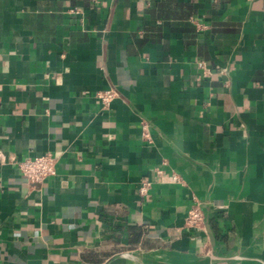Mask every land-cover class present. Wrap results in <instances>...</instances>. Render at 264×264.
I'll use <instances>...</instances> for the list:
<instances>
[{"label": "crops", "instance_id": "1", "mask_svg": "<svg viewBox=\"0 0 264 264\" xmlns=\"http://www.w3.org/2000/svg\"><path fill=\"white\" fill-rule=\"evenodd\" d=\"M0 264H264V0H0Z\"/></svg>", "mask_w": 264, "mask_h": 264}, {"label": "built area", "instance_id": "2", "mask_svg": "<svg viewBox=\"0 0 264 264\" xmlns=\"http://www.w3.org/2000/svg\"><path fill=\"white\" fill-rule=\"evenodd\" d=\"M98 2L100 0H93ZM96 97L103 105L104 108L109 107L117 97V93L114 90L108 89L99 91ZM143 137L145 139L150 138L149 127L147 124L143 125ZM21 174L31 183H41L46 179L56 175V158L51 154H44L37 157L25 158L18 163ZM177 180V178H174ZM144 192V190H142ZM186 225L188 227H204L205 216L202 208L199 205H195L189 211L186 219Z\"/></svg>", "mask_w": 264, "mask_h": 264}, {"label": "water", "instance_id": "3", "mask_svg": "<svg viewBox=\"0 0 264 264\" xmlns=\"http://www.w3.org/2000/svg\"><path fill=\"white\" fill-rule=\"evenodd\" d=\"M127 256H128V254H127Z\"/></svg>", "mask_w": 264, "mask_h": 264}]
</instances>
